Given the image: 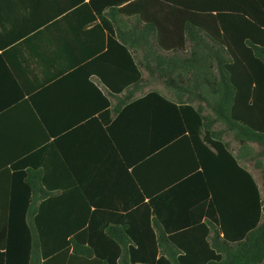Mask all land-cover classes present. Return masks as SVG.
<instances>
[{"label":"trees","instance_id":"1","mask_svg":"<svg viewBox=\"0 0 264 264\" xmlns=\"http://www.w3.org/2000/svg\"><path fill=\"white\" fill-rule=\"evenodd\" d=\"M90 1L86 7L136 15L145 23L141 41L149 51L191 43L184 59L195 69L178 77L195 86L174 90L166 83L123 104L157 98L178 110L194 157L181 175L192 188L180 200L151 196L120 209L93 199L56 152L42 155L35 167L0 180V264H264V0ZM116 44L130 60L126 88L109 84L118 95L143 74L131 53L135 43ZM199 49L214 53L203 70L197 68ZM148 59L157 64L146 68L171 78L163 63L174 57ZM202 80L210 87H200ZM219 121L225 129L215 128ZM224 133L236 139L237 151ZM225 186L236 195L223 192ZM177 210L180 215L173 214Z\"/></svg>","mask_w":264,"mask_h":264},{"label":"crops","instance_id":"2","mask_svg":"<svg viewBox=\"0 0 264 264\" xmlns=\"http://www.w3.org/2000/svg\"><path fill=\"white\" fill-rule=\"evenodd\" d=\"M91 3L0 0V180L56 152L93 199L114 202L120 209L151 196L183 199L192 182L181 174L193 166L194 157L178 110L157 98L127 105L123 101L164 90L166 83L174 90L195 86L178 77L195 69L184 59L192 54L191 43L178 51H149L141 41L145 23L136 15L85 6ZM158 13L163 16L165 11ZM116 42L135 43L131 53L143 74L140 83L118 95L109 86L122 88L130 82V60ZM154 54L175 58L163 63L172 72L170 79L161 76V70L145 67L157 64L148 59ZM195 55L200 58L197 68L203 70L214 53L199 49ZM199 85L210 87L205 80ZM225 127L222 121L215 124L218 130ZM223 139L237 151L232 134L224 133ZM57 140L61 151L58 145L48 149ZM244 162L253 170L248 160ZM224 188L236 195V189Z\"/></svg>","mask_w":264,"mask_h":264}]
</instances>
